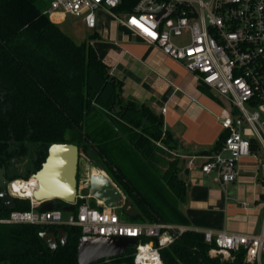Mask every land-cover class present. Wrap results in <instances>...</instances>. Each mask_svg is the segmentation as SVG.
I'll return each mask as SVG.
<instances>
[{
    "label": "trees",
    "instance_id": "obj_1",
    "mask_svg": "<svg viewBox=\"0 0 264 264\" xmlns=\"http://www.w3.org/2000/svg\"><path fill=\"white\" fill-rule=\"evenodd\" d=\"M139 1L123 0L118 12L131 11ZM43 3L0 0V169L13 174L9 181L28 179L52 144L87 147L138 210L132 222L188 227L183 205L190 185L181 177L180 142L151 106L124 97L122 81L93 46L54 24ZM198 87L219 101L207 85ZM224 139L222 133L215 148L191 156L218 152ZM156 143L174 159L158 157ZM21 157L29 170L17 166ZM15 205L16 210L30 209L29 200L15 199ZM10 212L0 199V220ZM60 229L67 243L51 249L41 234ZM81 237L75 227L0 223V264H79ZM210 249L203 233L188 230L161 250V258L164 264H256L246 261L244 251L224 261L212 257ZM134 251L130 246L123 257L97 264H134Z\"/></svg>",
    "mask_w": 264,
    "mask_h": 264
},
{
    "label": "built area",
    "instance_id": "obj_2",
    "mask_svg": "<svg viewBox=\"0 0 264 264\" xmlns=\"http://www.w3.org/2000/svg\"><path fill=\"white\" fill-rule=\"evenodd\" d=\"M122 3L53 0L47 13L70 16L95 30L98 13L108 12L223 97L228 112L219 122L225 139L218 152L204 156L201 171L216 173L224 185L235 183L239 162L254 155L253 141L264 150V0H140L131 11L117 13ZM36 188L32 176L9 181L10 195L29 200L30 209H15L0 223L69 226L79 228L82 236L134 237V264H164L161 250L190 230L161 222H127L119 216V208L106 206L84 186L79 187L73 212L45 211L34 198ZM201 233L211 246V255L228 260L244 251L246 261L263 264L264 223L257 235Z\"/></svg>",
    "mask_w": 264,
    "mask_h": 264
},
{
    "label": "crops",
    "instance_id": "obj_3",
    "mask_svg": "<svg viewBox=\"0 0 264 264\" xmlns=\"http://www.w3.org/2000/svg\"><path fill=\"white\" fill-rule=\"evenodd\" d=\"M49 17L63 28L69 16ZM75 21L85 26L82 21ZM115 25L121 33L118 39ZM94 31L100 39L93 41L92 46L110 67L111 74L122 81L124 97L151 106L181 144L177 155L181 165L185 161L181 177L190 185L188 200L183 205L188 228L198 232L260 234L264 223V150L253 141L254 155L239 162L235 183L224 185L216 173H202L204 156L191 154L215 148L223 130L220 116L214 111L218 105L200 91L197 76L196 82L188 81L191 78L182 64L144 42L108 12L98 13Z\"/></svg>",
    "mask_w": 264,
    "mask_h": 264
},
{
    "label": "water",
    "instance_id": "obj_4",
    "mask_svg": "<svg viewBox=\"0 0 264 264\" xmlns=\"http://www.w3.org/2000/svg\"><path fill=\"white\" fill-rule=\"evenodd\" d=\"M80 148L73 144H52L41 168L32 178L37 181L34 192L36 201L42 203V210L53 211L60 206L64 212H73L80 186L89 188L92 197L102 201L108 207L121 209L125 215L136 218L138 210L131 199L111 179L108 171L94 161L86 180L79 181ZM185 161L181 167H184ZM100 168L105 174H98ZM6 168L0 169V199L7 210L16 209L15 199L8 191ZM42 239L51 249H57L58 244L66 245L68 236L64 229L57 233L46 230ZM137 244L134 237H100L82 236L78 242L79 264H97L104 260L123 257L130 246Z\"/></svg>",
    "mask_w": 264,
    "mask_h": 264
},
{
    "label": "rangeland",
    "instance_id": "obj_5",
    "mask_svg": "<svg viewBox=\"0 0 264 264\" xmlns=\"http://www.w3.org/2000/svg\"><path fill=\"white\" fill-rule=\"evenodd\" d=\"M53 0H43V8L48 10L51 6V3H52ZM119 13V12H117ZM104 18V17H103ZM108 22V25H109V20L107 21ZM107 25V26H108ZM109 29V27H107ZM114 27H112L113 29ZM63 31L68 34L70 37H72L75 41L79 42V43H82V42H88V44H91L92 45V42L93 41H99V37L97 35V33L94 31V30H89L87 29L82 23L78 22V21H75L72 17H68V20H67V25H65V27L62 28ZM115 36H112V39L115 37V38H120V32H119V28L117 27V25H115ZM114 34V32H113ZM96 36V37H95ZM118 41V40H117ZM183 67V66H182ZM187 73H188V77L191 78L189 79L188 81H191V82H196L197 79H196V76L195 74L191 73L190 71H188L185 67H183ZM213 93H215L213 91ZM216 96H218L216 93L214 94ZM206 97L211 100V102L213 103H216L218 106L214 108V111L217 115L220 116V118H223L225 117V115L227 114L228 112V107L226 105V100L221 97V96H218L221 101H217L215 98L209 96L206 94ZM250 110L253 111V109L249 108ZM156 146L157 148L159 149V152H158V157H160L162 160H165V161H169L171 159H174V155L169 153L168 150L166 148H164V146L162 145V143H156ZM86 148H82L81 150V159H80V165H79V175H80V181L82 180H86L88 174L90 173V170H91V164L93 163V160H92V157H91V153L89 154L88 153V150H86ZM26 166V164H20L19 167L21 168H24ZM29 165H27L25 167V169L29 170ZM165 167L162 166V169H164ZM20 172H24L23 170H21ZM97 173H99V169L96 170ZM24 175V174H22ZM13 176V174L11 175H8L7 174V177H11ZM111 177V176H110ZM78 179H79V176H78ZM111 179L113 180V178L111 177ZM114 181V180H113ZM83 187V186H81ZM118 214L119 216L127 221V222H130V223H137V224H151L149 222H144V223H139V222H132L133 221V218H130L129 216L125 215L124 212L120 209L118 210ZM67 217V214H64V218ZM171 225H178V224H171ZM131 249H135L134 246H131ZM210 255H211V252H210ZM212 257H219L217 255H211ZM234 257L232 258H229L228 260H224V261H231L233 260ZM263 264H264V258H263Z\"/></svg>",
    "mask_w": 264,
    "mask_h": 264
},
{
    "label": "flooded vegetation",
    "instance_id": "obj_6",
    "mask_svg": "<svg viewBox=\"0 0 264 264\" xmlns=\"http://www.w3.org/2000/svg\"><path fill=\"white\" fill-rule=\"evenodd\" d=\"M86 148V147H85ZM80 152H81V150H80ZM88 152H89V154H90V149H88ZM22 159H23V157H21V158H19V159H17V166H19L20 164H27V160L26 161H22ZM79 181H80V175H79Z\"/></svg>",
    "mask_w": 264,
    "mask_h": 264
},
{
    "label": "bare ground",
    "instance_id": "obj_7",
    "mask_svg": "<svg viewBox=\"0 0 264 264\" xmlns=\"http://www.w3.org/2000/svg\"><path fill=\"white\" fill-rule=\"evenodd\" d=\"M100 171H99V173L98 174H105V172L102 170V169H100V168H98ZM29 192H31V190L29 189Z\"/></svg>",
    "mask_w": 264,
    "mask_h": 264
}]
</instances>
